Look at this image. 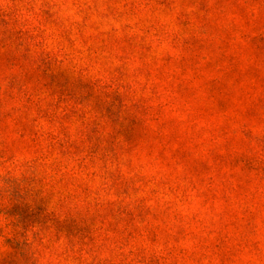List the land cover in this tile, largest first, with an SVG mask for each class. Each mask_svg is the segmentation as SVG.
I'll list each match as a JSON object with an SVG mask.
<instances>
[{"label": "clouds", "instance_id": "1", "mask_svg": "<svg viewBox=\"0 0 264 264\" xmlns=\"http://www.w3.org/2000/svg\"><path fill=\"white\" fill-rule=\"evenodd\" d=\"M0 264H264V0H0Z\"/></svg>", "mask_w": 264, "mask_h": 264}]
</instances>
